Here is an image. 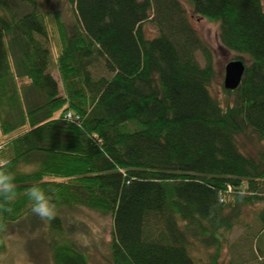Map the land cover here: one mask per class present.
Instances as JSON below:
<instances>
[{
    "label": "trees",
    "instance_id": "obj_1",
    "mask_svg": "<svg viewBox=\"0 0 264 264\" xmlns=\"http://www.w3.org/2000/svg\"><path fill=\"white\" fill-rule=\"evenodd\" d=\"M67 2L73 23H56V45L38 0H0V149L11 150L16 178L15 200L0 199V258L7 228L35 215L26 191L38 185L57 213L112 219L113 264H200L196 244L215 250L205 264H223L244 206L263 205L264 227V154L238 145L264 142L263 0ZM184 3L218 25L222 47L245 65L240 86L224 89L234 97L227 108L211 95L213 53ZM99 66L108 76H94ZM47 221L63 240L52 246L54 264H89L61 218Z\"/></svg>",
    "mask_w": 264,
    "mask_h": 264
},
{
    "label": "rangeland",
    "instance_id": "obj_2",
    "mask_svg": "<svg viewBox=\"0 0 264 264\" xmlns=\"http://www.w3.org/2000/svg\"><path fill=\"white\" fill-rule=\"evenodd\" d=\"M38 2L41 11L50 15L47 21L52 29L54 44L57 45L59 40L56 23H73V14L68 2L67 0H38ZM184 6L191 25L213 53L217 79L210 89L211 95L221 106L227 108V106L233 105L234 97L226 96L224 93L225 70L237 56L222 47L217 36L218 25L216 23L194 15L191 7L186 3ZM55 14L60 18H57ZM144 31L148 38L158 35L155 26L151 23L144 25ZM196 58L204 68L206 63L203 55L199 52ZM91 71L96 78L108 76L103 66L94 67ZM54 74L57 76L56 73ZM27 85H29L27 80L20 81V86ZM4 140L0 131V145ZM238 145L246 156L255 158L259 154H264V142L257 138L239 137ZM11 155L10 149L0 151V157L3 159L8 160ZM36 169L37 167L34 166L23 165L19 168L21 172L25 173H31ZM262 208L263 205L244 206L238 224L225 243L221 258L223 264L230 262L258 264L261 259L264 260V227L257 219V213ZM57 215L62 220L65 240L83 252L87 256L89 264H113L109 247L112 240L113 221L109 216L76 208L61 209ZM5 234L6 252L0 258V264H54L52 246L56 242L63 241L61 238L58 239L49 228L47 219H41L36 214L21 224L10 225ZM214 253V249H206L196 244L192 256L199 259L200 264H205L209 263Z\"/></svg>",
    "mask_w": 264,
    "mask_h": 264
},
{
    "label": "clouds",
    "instance_id": "obj_3",
    "mask_svg": "<svg viewBox=\"0 0 264 264\" xmlns=\"http://www.w3.org/2000/svg\"><path fill=\"white\" fill-rule=\"evenodd\" d=\"M9 163L7 159L0 158V199L3 200L4 204H10L16 197V178L14 173L9 171ZM26 195L32 202V212L34 214L41 219L49 221L55 219L57 204L54 202L53 197L46 194L40 186L33 185L29 187ZM2 206L0 204V207ZM5 210L11 211L10 208H6Z\"/></svg>",
    "mask_w": 264,
    "mask_h": 264
},
{
    "label": "water",
    "instance_id": "obj_4",
    "mask_svg": "<svg viewBox=\"0 0 264 264\" xmlns=\"http://www.w3.org/2000/svg\"><path fill=\"white\" fill-rule=\"evenodd\" d=\"M245 73V65L242 61H232L225 70L224 89L235 91L240 86Z\"/></svg>",
    "mask_w": 264,
    "mask_h": 264
},
{
    "label": "built area",
    "instance_id": "obj_5",
    "mask_svg": "<svg viewBox=\"0 0 264 264\" xmlns=\"http://www.w3.org/2000/svg\"><path fill=\"white\" fill-rule=\"evenodd\" d=\"M67 118H68V119L72 118V115H71V114H68V115H67Z\"/></svg>",
    "mask_w": 264,
    "mask_h": 264
}]
</instances>
